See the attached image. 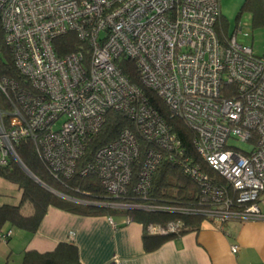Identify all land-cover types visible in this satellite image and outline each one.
Listing matches in <instances>:
<instances>
[{
	"label": "built area",
	"instance_id": "2783aa9c",
	"mask_svg": "<svg viewBox=\"0 0 264 264\" xmlns=\"http://www.w3.org/2000/svg\"><path fill=\"white\" fill-rule=\"evenodd\" d=\"M219 15V0H0L1 40L20 76L0 74V167L14 160L27 172L15 145L29 140L53 178L70 177L112 110L135 130L124 127L80 168L81 175L95 173L108 198L97 205L176 211L218 228L264 220V57L235 35H217ZM71 33L86 44L87 58L81 50L57 54L54 40ZM121 59L134 64L139 84L121 71ZM142 87L187 126L196 154L229 187L183 157L179 136ZM137 135L148 145L143 153ZM229 139L251 146L245 151ZM165 154L196 184L194 205L148 202ZM181 226L153 223L145 230L166 235ZM13 232L0 231V241Z\"/></svg>",
	"mask_w": 264,
	"mask_h": 264
},
{
	"label": "trees",
	"instance_id": "16d2710c",
	"mask_svg": "<svg viewBox=\"0 0 264 264\" xmlns=\"http://www.w3.org/2000/svg\"><path fill=\"white\" fill-rule=\"evenodd\" d=\"M251 13V26L264 29V0H244L239 9ZM220 17V15H219ZM219 19V18H218ZM217 19V21H218ZM219 23L216 22V25ZM215 25V31L216 29ZM220 37L226 36L225 31L220 28ZM217 33V32H216ZM2 33H0V74L13 76L19 80L20 76L6 56V49L2 43ZM55 48L58 55L72 53V51L81 50L82 54L89 56L85 43L79 42L77 37L71 33L55 39ZM5 49V50H4ZM117 65L123 73L128 76L132 83H137L136 70L134 64L126 59H121ZM144 95L148 98L152 106L162 115L166 123L171 126L172 131L179 136L181 147L183 148V157L187 158L190 164L198 166L199 170L206 173L214 183L222 187H229L228 182L216 171L211 169L206 162L200 158L192 147L193 135L187 126L176 118H171L163 101L158 99L156 94L150 89L142 87ZM127 127L132 131L135 125L132 121L123 117L120 113L109 111L102 124L100 131L96 133L88 142L86 153L77 162V169L68 178H53L49 173L42 159L36 154L34 145L29 140L19 141L15 145V152L19 157L20 163L26 168L27 172L14 160H10L7 165L0 167V177L16 185L20 191V196L16 204L0 205V231L11 227L12 229H22L28 232H35L44 217V213L50 206H55L64 211L82 215L104 214L105 212H124L127 217L143 224V246L146 250H154L167 240L174 239L191 229H196L203 217L197 215H183L176 211H146L137 209H114L111 207L92 204L91 202L103 203L108 201L104 190L100 187L95 173L87 175L80 174V168L86 161L92 158L95 150L101 145L108 143L117 136V134ZM142 153L148 145L137 135ZM165 154L162 157L160 166L154 172L151 179V189L149 191V203L161 206L187 207L194 205L198 199V189L196 184L182 172L181 167L170 161ZM133 180L136 178L135 167ZM131 191L128 192L130 197ZM75 200H84L89 203L77 202ZM125 201L127 200L124 199ZM31 206L30 214L24 215L22 208ZM110 208V209H109ZM180 221L182 226L175 233H166V235L149 234L145 230L149 224L165 225L168 222ZM18 264H83L79 260L78 250L72 242H59L50 251L44 253L36 250L25 251Z\"/></svg>",
	"mask_w": 264,
	"mask_h": 264
},
{
	"label": "crops",
	"instance_id": "0c3cea01",
	"mask_svg": "<svg viewBox=\"0 0 264 264\" xmlns=\"http://www.w3.org/2000/svg\"><path fill=\"white\" fill-rule=\"evenodd\" d=\"M243 1L219 0L216 28L225 27L228 31L234 24L230 35L235 36L246 28L252 31L251 13L238 14ZM253 33L258 34L256 29ZM259 205L264 212V202ZM31 209L24 206V215L30 214ZM143 233V224L124 212L89 216L50 206L35 232L15 229L7 242L0 241V264H18L25 251L44 253L59 242H72L83 264H264V220H230L218 228L202 218L196 229L167 240L154 250L143 246ZM234 245L237 250L232 252Z\"/></svg>",
	"mask_w": 264,
	"mask_h": 264
},
{
	"label": "rangeland",
	"instance_id": "374dc122",
	"mask_svg": "<svg viewBox=\"0 0 264 264\" xmlns=\"http://www.w3.org/2000/svg\"><path fill=\"white\" fill-rule=\"evenodd\" d=\"M233 26L234 24L231 26L230 29H228V31L224 29L225 27L223 28V30L226 31L225 32L226 36L230 35ZM219 27L220 26H218V28L216 29L217 34H221ZM250 28L252 29V31L249 28L248 29L246 28L243 30V32L237 34L236 39L238 43H240L241 45L243 44L251 45L253 48V55L255 57L256 56L260 57L264 55V46H262V38H264V30H262L261 28H252L251 24H250ZM255 29L258 34L254 35L253 32L255 31ZM0 106H1V101H0ZM228 143L234 146L236 145L237 147L245 151H247L251 146V144H249L248 142L244 143L232 139H229ZM19 196H20V191L17 189L16 185L0 177V205L5 203L16 204L19 199Z\"/></svg>",
	"mask_w": 264,
	"mask_h": 264
},
{
	"label": "clouds",
	"instance_id": "9594fccd",
	"mask_svg": "<svg viewBox=\"0 0 264 264\" xmlns=\"http://www.w3.org/2000/svg\"><path fill=\"white\" fill-rule=\"evenodd\" d=\"M95 203V202H94ZM96 204V203H95ZM121 210V209H120Z\"/></svg>",
	"mask_w": 264,
	"mask_h": 264
}]
</instances>
